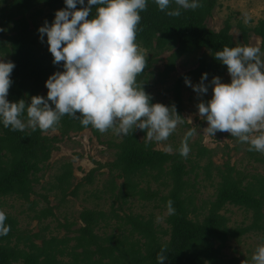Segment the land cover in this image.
I'll use <instances>...</instances> for the list:
<instances>
[{
  "label": "trees",
  "instance_id": "obj_1",
  "mask_svg": "<svg viewBox=\"0 0 264 264\" xmlns=\"http://www.w3.org/2000/svg\"><path fill=\"white\" fill-rule=\"evenodd\" d=\"M87 2L85 0L83 6ZM199 3L201 6L195 10L180 8L181 15L169 16L167 12L178 7L174 0L164 11L159 9L155 0H147L146 10L140 13L136 37L138 46L150 52L146 55L142 50L147 67L137 77V82L151 96L152 103L155 96L150 68L158 61L157 56L172 50L164 70V76H167L175 70L180 58L202 51L198 65L179 76L174 86L176 110L181 116L185 78L200 82L203 74L207 73L204 83L208 86L214 76L230 83L225 78L227 66L215 59L214 53L225 46H240L231 32L233 25L230 18L219 30L210 28L206 23L218 0H199ZM83 6L77 3V8ZM64 8L65 0H0V60L15 64L7 97L10 102L24 99L30 103L31 97L37 95L47 98V79L57 71H64L62 63L54 64L48 53L39 48L42 41L39 28L45 21L49 24L54 22L56 11ZM95 8L92 6L89 18L95 14ZM239 28L245 43L249 42L252 34L262 38L260 48L261 58L264 59V18L254 26L241 22ZM211 98L205 96L202 100L207 102ZM21 118L26 123V112ZM81 119L79 114L76 118L63 116L55 127L61 131V136L45 134L39 128L35 131L31 128L14 131L4 127L0 121V196H16L28 201L32 208L37 206L39 201L31 200V194L35 193L34 185L40 182L38 173L43 170L52 151L58 149L57 143L71 132L87 128L100 135L91 125L84 126ZM145 135L146 132L139 129L122 135L121 140L114 143L117 148L115 159L101 164L109 167L115 176L107 186V193L114 197L110 213L97 208H84L79 213L82 225L72 230L76 221L61 224L76 235L66 234L62 238H47L40 232L22 231L18 218L6 215L5 225L10 227V231L7 235H0V264H159L157 255L165 246L167 259L164 264H239L240 257H229L223 250L233 239L240 242L250 232L264 231V173L255 170L248 174L230 162L223 166L215 165L212 158L216 151L199 141L189 145L187 158L179 153L181 145L169 154L156 148L154 142L145 143ZM229 137L240 142L231 135ZM242 144L240 142L236 149H241ZM244 146L248 158L264 165V154L249 151L247 143ZM62 168L63 171L56 176L59 181L57 187L66 195L73 176L71 163H65ZM214 169L219 177L217 189L214 199L205 201L203 207L207 211L201 218L202 214L195 206L199 178L203 173L204 179L212 180ZM95 172L96 169L91 170L83 180L92 183ZM115 178L123 179L120 185ZM152 181L161 182L167 188L166 193L152 189ZM83 184L80 182L71 195H77L78 188ZM41 196L49 202L46 194ZM158 197L166 208L171 200L174 208V214L169 213L166 218L169 230H164V234L169 235L168 239L160 234L153 216L146 218L140 213L123 212L130 199L150 201ZM116 203L119 206L116 207ZM227 205L243 209L250 221L230 224V217L223 212ZM49 216H55L53 208L43 206L36 211L34 218L42 222ZM113 219L118 220L114 227ZM101 224L114 228V232L105 236L96 234L95 230ZM46 229L48 226L43 227V230ZM38 238L42 239L41 245L35 241ZM71 242H74L72 246ZM66 256L69 257L67 261L64 260Z\"/></svg>",
  "mask_w": 264,
  "mask_h": 264
},
{
  "label": "clouds",
  "instance_id": "obj_2",
  "mask_svg": "<svg viewBox=\"0 0 264 264\" xmlns=\"http://www.w3.org/2000/svg\"><path fill=\"white\" fill-rule=\"evenodd\" d=\"M66 8L57 10L54 22L39 28L41 40L47 35L49 51L56 65L63 62L64 71L53 73L46 81L47 98L32 96L10 102L7 97L12 84L11 73L15 64L0 60V121L4 127L24 131L39 128L42 132L55 130L65 115L79 117L84 126L91 125L101 133L112 129L117 135H128L139 129L146 132L145 143L163 145L179 124L192 118L182 117L175 105L152 103L137 77L147 67V59L136 42L140 13L147 8V0H65ZM173 0H155L161 11L170 7ZM178 6L167 12L181 15L180 8L195 10L199 0H174ZM77 3L83 7L77 8ZM92 6L95 14L89 18ZM215 59L227 66L231 82H222L214 76L210 100L198 103V115L207 121L203 129L206 137L217 132L230 133L241 143L249 144V151L264 154V59L259 46H225L214 53ZM207 73L199 84L185 83L198 94H206ZM54 105V107H52ZM26 112V123L22 116ZM190 129L181 142L179 153L187 158ZM164 150L172 154L170 145ZM169 213L174 214L172 201ZM6 214L0 211V235H7ZM167 248L157 255L159 264L167 259ZM253 264H264V245L251 257Z\"/></svg>",
  "mask_w": 264,
  "mask_h": 264
},
{
  "label": "rangeland",
  "instance_id": "obj_3",
  "mask_svg": "<svg viewBox=\"0 0 264 264\" xmlns=\"http://www.w3.org/2000/svg\"><path fill=\"white\" fill-rule=\"evenodd\" d=\"M228 18H230L233 25L231 32L234 39L240 46H261L262 38L256 34H252L249 42L245 43L241 37L239 24L242 22L245 25L254 26L260 19H263L264 0H218L213 14L207 18L206 23L210 28L219 30L225 25ZM39 48L41 51L47 52L50 60L53 62L54 58L49 51L46 34H44ZM140 49L143 50L146 55L150 54L148 50L141 47ZM171 52L172 50H166L157 56L158 61L150 68L152 72L150 80L152 83V91L155 96L154 103L159 102L168 106L175 105L176 107L174 92L175 83L179 76L198 65V58L202 51H197L188 57L184 56L180 58L176 63L175 70L170 72L167 76H164L167 56H169ZM61 63L63 64V62ZM225 78L231 82L229 73ZM190 80L192 85L200 83L193 79ZM213 87L214 86L211 84L208 86V92L201 95L196 93L192 86L184 82L182 87V116L184 118L191 117L193 124H189L187 121L179 124L168 140L163 142V145H158L154 142L155 147L164 150V146L170 145L173 150L172 152H175L178 146L181 145L185 134L190 129L194 128L195 134L189 139L188 144L191 145L193 142L199 141L204 146L214 149L216 153L212 159L215 165L223 166L225 163L230 162L231 165H235L236 168L248 174L255 172V170L264 173L263 164L255 163L253 159L246 156L245 143L241 145V149H236V146L240 142L230 138V133L217 132L215 137H206L204 135L203 129L206 128L208 124L207 121H204L198 115V103L201 102L205 96L210 97L213 95ZM45 134L61 136V131L57 128L55 130H49L45 132ZM121 138L122 135L115 134L112 129H109L105 133L100 132L99 136L95 134L91 128L78 132H71L69 136H66L62 141L57 143L58 149L52 151L50 159L44 164L43 170L38 173L40 182L34 185L35 193H32L30 198L31 200L39 201L38 205L32 208L28 201L16 196H0V211H3L6 215L10 214L17 217L19 220V228L22 231L31 233L40 232L42 236L47 238L51 236L62 238L66 236V234H70L69 236L76 235V233L68 231L65 227L61 226V224L76 221V224L71 228L72 230L82 225L83 223L79 219V213L86 207L102 209L110 213L114 197L111 196V193H107V186L114 175L110 172L109 167L101 166V164H106L115 159L117 148L114 143L119 142ZM67 162L71 163L73 176L71 178V185L66 190V195H64L57 187L59 181L56 180V176L63 171L62 166ZM93 169H96L93 182L88 183L83 179ZM115 180L118 185L123 181V179L120 178H115ZM218 180L219 177L215 169L213 170L212 180L204 179L203 173L199 178L195 206L198 208L197 210L201 212V218L207 211V208L205 209L203 207L205 201L214 199ZM80 182L84 184L78 188L77 195H71V191ZM151 187L154 190L160 189L162 191L161 194L167 191V188H164L161 182L152 181ZM40 194H46L49 202L45 201ZM63 196H65V199L62 200L61 198ZM43 206L52 207L55 216H49L42 222H39L34 216L36 211H39ZM115 206H119V203H116ZM123 212L140 213L146 216V218L153 216L155 225L160 229V234L164 239L169 238L168 234H164V230H169V224L166 220L169 211L159 200V197L150 201L138 200L137 198L130 199V202L124 205ZM223 212L230 217V224H241L243 220L246 222L250 221L245 211L239 207L227 205ZM119 214L122 215L123 213L119 211ZM191 215L192 217L194 216L193 214ZM117 221V219H113V227ZM45 226H48V229L43 230ZM113 229L112 227H103L101 224L95 232L96 234L105 236L114 232ZM115 232L118 231L115 230ZM35 241L39 245L42 244V239L40 238ZM73 244L74 242H71L70 246ZM260 245H264V231H253L244 235L240 242L234 239L229 241L223 252L229 257H240L241 262L239 264H253L250 258ZM64 260H69V257H64Z\"/></svg>",
  "mask_w": 264,
  "mask_h": 264
}]
</instances>
